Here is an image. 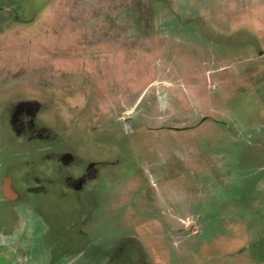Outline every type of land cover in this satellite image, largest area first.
I'll list each match as a JSON object with an SVG mask.
<instances>
[{
    "label": "rangeland",
    "instance_id": "1",
    "mask_svg": "<svg viewBox=\"0 0 264 264\" xmlns=\"http://www.w3.org/2000/svg\"><path fill=\"white\" fill-rule=\"evenodd\" d=\"M15 225L0 264H264V0H0Z\"/></svg>",
    "mask_w": 264,
    "mask_h": 264
},
{
    "label": "flooded vegetation",
    "instance_id": "2",
    "mask_svg": "<svg viewBox=\"0 0 264 264\" xmlns=\"http://www.w3.org/2000/svg\"><path fill=\"white\" fill-rule=\"evenodd\" d=\"M18 218H19V224H21L22 222H24L25 220H24V215L22 214H19V216H18ZM17 226V227H16ZM18 227L19 228H24V226H21V225H15L14 227H11L12 228V230H11V232H9V234L7 235V237H5V236H0V240H3V241H8V240H10V238L13 236H15V233H16V229H18ZM11 241V240H10ZM14 242V241H13ZM12 243V242H11ZM14 247H16V246H14Z\"/></svg>",
    "mask_w": 264,
    "mask_h": 264
},
{
    "label": "water",
    "instance_id": "3",
    "mask_svg": "<svg viewBox=\"0 0 264 264\" xmlns=\"http://www.w3.org/2000/svg\"><path fill=\"white\" fill-rule=\"evenodd\" d=\"M5 192L9 198H15L16 193L13 192L8 186H4Z\"/></svg>",
    "mask_w": 264,
    "mask_h": 264
}]
</instances>
